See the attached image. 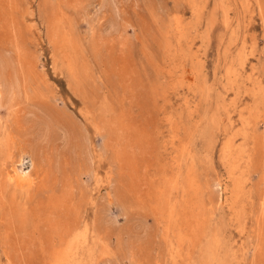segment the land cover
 <instances>
[{
    "label": "rangeland",
    "instance_id": "374dc122",
    "mask_svg": "<svg viewBox=\"0 0 264 264\" xmlns=\"http://www.w3.org/2000/svg\"><path fill=\"white\" fill-rule=\"evenodd\" d=\"M116 11L0 0V264H264V0Z\"/></svg>",
    "mask_w": 264,
    "mask_h": 264
},
{
    "label": "bare ground",
    "instance_id": "6f19581e",
    "mask_svg": "<svg viewBox=\"0 0 264 264\" xmlns=\"http://www.w3.org/2000/svg\"><path fill=\"white\" fill-rule=\"evenodd\" d=\"M105 2L108 4V6L115 12L117 13L116 11V3H117V0H105ZM110 21V20H109ZM108 24V29L109 30H114L115 27H116V21L115 20H112L110 21ZM7 67H8V62L0 57V89L5 91L6 93L8 94H11L12 93V90L14 88V81L11 79L10 76L6 75V70H7ZM9 72V71H8ZM15 80V79H14ZM16 82V81H15ZM18 86V85H17ZM16 86V87H17ZM33 114V113H32ZM31 115V114H30ZM36 116V115H35ZM40 116V115H39ZM37 117V116H36ZM42 119V117H40ZM45 119V118H44ZM56 126V125H55ZM62 128V127H61ZM46 129L43 131H39L37 133V137H46L47 136V133H45ZM65 133V131H64ZM66 134V133H65ZM36 135V134H35ZM62 137V136H61ZM44 140V139H43ZM41 142V141H40ZM43 142V141H42ZM41 142V143H42ZM83 142L84 144L87 146V143H88V140L86 138V136H83ZM224 144V143H223ZM14 148V147H13ZM15 149V148H14ZM17 149V157H16V160L13 159L14 162H12L11 164V169H12V175H11V178H9V181L13 180V179H16V180H19V181H25L26 183L28 184H33V177H32V174L31 172H27V173H24L22 172V169H19V167L17 165L20 166L21 162H22V157L23 154H24V150L22 148H16ZM223 152V151H222ZM14 153V152H13ZM11 159V157H10ZM37 160V158H36ZM33 166H34V163H33ZM10 173V171H9ZM35 173V172H34ZM8 180V179H7ZM8 182V181H7ZM11 184V182L9 183ZM20 184V182L18 183ZM194 185V184H193ZM199 207V206H198ZM24 242V241H23ZM20 247V246H19ZM62 251V250H61ZM59 252L58 254L62 253V252ZM53 256V255H52ZM55 257V256H54ZM56 259L54 258V261ZM59 264V263H58ZM61 264V263H60Z\"/></svg>",
    "mask_w": 264,
    "mask_h": 264
}]
</instances>
